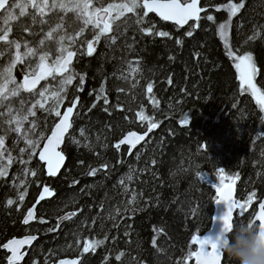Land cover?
Segmentation results:
<instances>
[{
  "label": "trees",
  "instance_id": "1",
  "mask_svg": "<svg viewBox=\"0 0 264 264\" xmlns=\"http://www.w3.org/2000/svg\"><path fill=\"white\" fill-rule=\"evenodd\" d=\"M201 3L207 10L201 16L213 15L215 23L202 19L191 37L153 14H149L151 23L158 31L172 33V38L146 36L129 14L127 24L123 18L117 21L121 29L115 43L102 41L92 57L73 59L78 76L61 109L75 97L79 103L73 129L62 147L66 157L62 171L56 178H46L34 157L30 167L38 170L39 179L27 177L25 201L13 206H7L6 200L18 201L12 177L21 166L14 164L8 177L0 178V243L25 234L38 237L22 264L75 257L82 264H105V258L107 264H184V257L195 248L191 236H202L211 227L215 186L221 183L219 168L225 170L226 183L234 185L237 200L257 193L242 222L252 218L264 197V112L250 94L240 92L233 62L217 33L227 14L216 7L226 0ZM246 4L233 18L228 42L241 53H253L258 87L264 90V0H246ZM150 26L146 18L143 27ZM35 30L39 31L38 24ZM21 35L27 38L17 24L13 38ZM84 35L90 39V30ZM177 38L182 45H176ZM22 67L18 65L14 72L20 81ZM79 75L85 77L82 86ZM148 84L153 86L152 93L147 91ZM102 85L107 105L96 99ZM36 111V134L46 132L56 117L38 107ZM141 111L158 127L131 153L126 146L117 149L115 145L128 131L147 132L148 122L137 116ZM185 116L187 123L182 125ZM12 142L10 135L7 143ZM93 167L97 174L87 175ZM45 183L54 195L38 205L35 222L23 226L24 212L38 195L37 185ZM133 192L136 203L129 204ZM72 212L76 215L56 225L59 217ZM240 222L238 218L236 224ZM105 236L95 253L80 256L83 240ZM120 253L123 256L117 261ZM5 256L0 248V264H6Z\"/></svg>",
  "mask_w": 264,
  "mask_h": 264
},
{
  "label": "snow or ice",
  "instance_id": "2",
  "mask_svg": "<svg viewBox=\"0 0 264 264\" xmlns=\"http://www.w3.org/2000/svg\"><path fill=\"white\" fill-rule=\"evenodd\" d=\"M246 6V0H226V3L219 4L216 11L225 12L227 18L217 25V33L224 41L226 55L233 62L240 92L250 94L260 110L264 112V90L258 87L259 69L253 53L251 51L241 53L239 49H233L228 42V30L233 18L237 17ZM6 11H11L14 15L19 13L18 19L5 23L3 15ZM206 11L201 0H23L22 3L21 0H0V58L8 57L7 62L0 65V178L8 177L9 169L14 164L18 163L21 166L12 177L18 201L9 198L6 200V205L13 206L17 202L22 204L28 194L27 177L39 179L38 170L30 167L34 157L38 156L41 164L40 171L49 178L57 177L64 166L66 157L61 145L66 144V137L73 129L77 115L74 110L79 103V97L70 100L63 111L61 106L67 98L68 89L73 86L78 76L73 65L75 57L83 55L92 57L97 50V45L102 41L106 45L109 42L115 43L116 34L121 29V24L117 21L123 18V23L127 24L129 14L135 17V23L141 26L140 30L144 35L171 39L172 33L158 31L156 24L151 23L149 14L154 13L161 21L171 22L177 31L184 29L183 35L191 37L193 31L200 27L202 19L206 18L207 21L215 23L213 15L201 16V13ZM29 18L31 24L28 23ZM146 18L151 25L147 28L143 27ZM70 20L72 25H69ZM17 24L21 25L22 32L31 37L38 36V44L34 39L29 40L23 35L13 38ZM37 24L39 31L35 30ZM89 30L91 31L90 39L84 35ZM81 37L83 39H80ZM248 39L253 40L254 36H249ZM175 43L180 46L183 40L177 38ZM50 45H55L54 57ZM18 65L23 66L22 81L18 80L14 74ZM132 71L135 72L136 69L132 68ZM49 77L52 81H56L54 87ZM57 77H59L58 80ZM84 80L85 77L79 75V85L82 86ZM41 81L49 82L41 85ZM78 90H82V87ZM147 91L152 93V84H148ZM104 94L105 88L102 85L96 94V99L98 101L103 99V103L107 105L108 99ZM37 107L48 115L56 117L47 131L39 134H36L37 121L33 119L37 117ZM93 107L96 105L93 104ZM104 111L107 112V108ZM137 116L141 121L148 122L147 132L158 127L152 117L145 115L143 111L138 112ZM185 123H187L186 116L181 120L182 125ZM10 135L13 138L11 146L7 143ZM145 135L128 131L115 147L119 149L121 145L127 144L131 150L145 139ZM21 142L25 145L24 147L19 146ZM17 152L18 154H14ZM102 167L107 169L108 165L104 164ZM97 171V168H90L87 175L95 176ZM224 171V169H218L221 183L215 186V203H222L226 208L225 213L219 218L222 224L219 235L215 239L208 236L204 238H200L199 235L191 236V245L195 248L184 257V264H188L191 260H194L195 264H229L222 248L228 243L227 237L231 235L237 219L239 218L240 223H243L242 218L256 200L257 193L255 191L249 193L243 201L233 198V185L226 183ZM132 179L133 176L129 174L127 180ZM119 183L122 186L125 185V179L122 178ZM37 187L38 198L35 204L27 208L22 219L25 226H29L30 221L37 219L36 206L54 195L53 190L46 183L42 187L38 184ZM136 196L137 194L133 192L132 199L128 203L135 204ZM75 215L76 213L72 212L61 219H70ZM40 222L45 221L40 218ZM248 224L249 227H255L261 240H264V200L258 201V210ZM221 236L225 237L223 243H221ZM37 238V235L25 234L20 238L13 237L0 243V248L6 253V264H22L28 248L33 246ZM106 239L107 236L104 239L83 240L80 256L95 253L97 248L104 245ZM122 256L123 253H120L115 259L120 261ZM58 264H82V260L79 257L60 259ZM105 264H107V258H105Z\"/></svg>",
  "mask_w": 264,
  "mask_h": 264
},
{
  "label": "clouds",
  "instance_id": "3",
  "mask_svg": "<svg viewBox=\"0 0 264 264\" xmlns=\"http://www.w3.org/2000/svg\"><path fill=\"white\" fill-rule=\"evenodd\" d=\"M224 239L221 236V243ZM227 239L222 252L229 264H264V240L255 227H249L248 223L236 224Z\"/></svg>",
  "mask_w": 264,
  "mask_h": 264
},
{
  "label": "water",
  "instance_id": "4",
  "mask_svg": "<svg viewBox=\"0 0 264 264\" xmlns=\"http://www.w3.org/2000/svg\"><path fill=\"white\" fill-rule=\"evenodd\" d=\"M202 1V0H201ZM154 16H155V14L154 13H152ZM156 17V16H155ZM158 19H159V17H157ZM164 22V21H163ZM166 23H169V24H171V22H166ZM186 27V26H185ZM85 49H86V45H85ZM23 80V79H22ZM42 82V81H41ZM40 82V83H41ZM39 86V85H38ZM61 111H63V108L61 109ZM75 111V110H74ZM149 133L150 132H145V133H138V134H142V135H144V134H146L145 135V139L143 140V141H141L139 144H137L136 145V147L135 148H137L138 146H140L145 140H146V138L148 137V135H149ZM122 146H126L127 148H128V151H129V153H131L135 148H133V149H131V150H129V146L127 145V144H123ZM63 147V145H61V148ZM37 160H38V162L40 163V161H39V159H38V156H37ZM65 163H66V158H65V161H64V166H65ZM63 166V167H64ZM63 167L61 168V170H60V172L62 171V169H63ZM60 174V173H59ZM58 174V175H59ZM57 175V176H58ZM45 177L46 178H49L46 174H45ZM53 178H56V177H53ZM52 197V196H51ZM51 197H48V198H46V200H48V199H50ZM38 198V195H37V197H36V199ZM233 198H235V188H234V185H233ZM35 199V200H36ZM236 199V198H235ZM262 200H264V197L260 200V201H262ZM43 202V201H42ZM41 202V203H42ZM33 204H35V202L33 203ZM36 207H38V205L36 206ZM258 210V205H257V207H256V211ZM225 211H226V208H225V205L224 204H215V211H214V215H213V218H212V223H211V227H210V229L204 234V235H202V236H199L200 238H204L205 236H208V237H211L212 239H215V237L217 236V234L220 232V230H221V228H222V224H221V222H220V220H219V218L225 213ZM238 211V209L236 210V212ZM69 213H67V214H65V215H63V216H61V217H65V216H67ZM61 217H59L57 220H56V225L57 226H60L62 223H64L65 221H67L68 219H61ZM73 217V216H72ZM23 219V218H22ZM36 220V219H35ZM35 220H33V221H30V224H32V223H34L35 222ZM22 225H23V223H22ZM23 226H25V225H23ZM20 237H22V236H20ZM20 237H16V238H20ZM34 243H35V241L33 242V245H34ZM31 248V247H30ZM30 248H28V250L30 249ZM2 249V248H1ZM3 250V249H2ZM28 250H27V252H28ZM4 252H5V250H3ZM27 256V255H26ZM25 256V257H26ZM77 257H75V258H71V259H76ZM61 259H69V258H61ZM60 260V259H59ZM59 260H57L56 262H53V263H50V264H58V262H59ZM23 263V262H22ZM192 264H195V261L193 260V263Z\"/></svg>",
  "mask_w": 264,
  "mask_h": 264
},
{
  "label": "rangeland",
  "instance_id": "5",
  "mask_svg": "<svg viewBox=\"0 0 264 264\" xmlns=\"http://www.w3.org/2000/svg\"><path fill=\"white\" fill-rule=\"evenodd\" d=\"M18 15H19V13H17L16 15H14L11 11H6L4 13V15H3V19L5 20V23H7L9 20L15 21V20L18 19ZM24 34L27 35V39H29V40H33L34 39L36 41V43L38 44V40H39V37L38 36L37 37H31L27 33H24ZM90 34H91V31H90ZM50 47L52 48V53H53V57H54L56 55V52H55V49H54L55 48V45H50ZM7 59H8L7 56L1 58L0 65H3L4 63H6L7 62ZM23 73H24V71H23ZM58 79H59V77H57V80ZM49 81L51 82L52 86L54 87L55 84H56V81H52L51 80V77H49ZM49 81H42L41 82V85H44V84L48 83ZM26 211L24 212V215L26 214Z\"/></svg>",
  "mask_w": 264,
  "mask_h": 264
},
{
  "label": "flooded vegetation",
  "instance_id": "6",
  "mask_svg": "<svg viewBox=\"0 0 264 264\" xmlns=\"http://www.w3.org/2000/svg\"><path fill=\"white\" fill-rule=\"evenodd\" d=\"M23 79V78H22ZM24 216V215H23Z\"/></svg>",
  "mask_w": 264,
  "mask_h": 264
}]
</instances>
